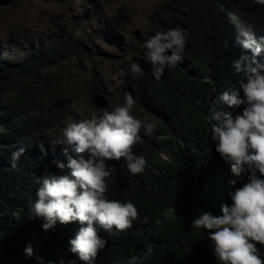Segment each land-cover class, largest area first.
Masks as SVG:
<instances>
[{
	"label": "trees",
	"instance_id": "16d2710c",
	"mask_svg": "<svg viewBox=\"0 0 264 264\" xmlns=\"http://www.w3.org/2000/svg\"><path fill=\"white\" fill-rule=\"evenodd\" d=\"M222 9L240 15L257 37L264 35V5L254 0H171L143 39L134 42L136 52L120 63L121 83L116 95H108L109 108L123 103L127 92L134 100L131 114L155 128L150 136L141 130V141L132 146L135 155L145 158L142 172L130 173L123 158L107 161L111 172L105 178V197L132 202L137 216L119 232L97 228L106 245L94 264H113L114 259L126 264L148 245L153 253L145 264H217L209 230L191 229V221L203 212L222 215L221 205L231 203L228 190L247 182L248 172L242 168L239 176H233L215 151L208 110L219 93L239 91L242 76L231 64L241 54L252 55L235 39ZM105 22L100 28L103 40H114L117 34ZM175 27L185 36L182 62L166 67L156 81L143 55V42L157 31ZM70 39L55 41L54 48H38L22 59L9 57L0 47V264H83L68 243L82 226L79 222H58L44 231L43 220L29 211L40 178L65 174L67 169L56 163L78 158L77 154L58 143L60 118L47 112L42 93L17 88L22 80H36L46 69L73 58L91 60L73 57L86 53L88 41L79 42L81 48ZM257 60L264 63V51ZM132 63L141 70L131 72ZM94 86L96 103L105 105L103 78L94 74ZM217 107L233 114L242 111V107ZM18 148L24 152L12 168L10 154ZM29 244L30 257L24 254ZM256 247L264 255V247Z\"/></svg>",
	"mask_w": 264,
	"mask_h": 264
},
{
	"label": "clouds",
	"instance_id": "9594fccd",
	"mask_svg": "<svg viewBox=\"0 0 264 264\" xmlns=\"http://www.w3.org/2000/svg\"><path fill=\"white\" fill-rule=\"evenodd\" d=\"M254 2L264 5V0ZM223 11L235 39L252 55L241 54L232 62L234 73L242 76L239 91L226 90L213 99L208 110L210 136L230 173L239 176L244 168L248 176L240 187L228 190L231 203L221 205L222 215L200 213L191 221V229L209 230L217 264H264V255L256 247H264V63L257 60L264 51V35L257 37L236 12ZM184 45L185 36L179 27L157 31L143 42V55L150 63L154 80H160L166 67L182 62ZM140 70L136 63L131 64V72ZM133 103V97L125 92L123 103L111 111L100 109L99 114L68 122L58 143L70 147L78 158L68 157L66 163H56L59 169H67L65 174L41 177L30 204L31 216L43 220L44 231L53 229L58 222L64 225L76 221L82 225L68 243L69 251L83 264H94L98 252L105 248L106 240L98 235L97 228L109 234L119 232L130 227L137 216L132 202L105 197V178L111 172L107 161L123 158L132 174L144 170L145 158L135 155L132 146L141 141V130L150 136L155 124L135 118L131 114ZM217 105L242 107V111L233 114ZM23 152L18 148L10 154V167H16ZM152 253L148 245L141 255L130 256L126 264H145ZM24 254L32 255L30 244ZM113 264L121 262L114 259Z\"/></svg>",
	"mask_w": 264,
	"mask_h": 264
},
{
	"label": "rangeland",
	"instance_id": "374dc122",
	"mask_svg": "<svg viewBox=\"0 0 264 264\" xmlns=\"http://www.w3.org/2000/svg\"><path fill=\"white\" fill-rule=\"evenodd\" d=\"M171 0H11L0 7V47L9 57H29L38 48H54L55 41L70 37L75 46L89 45L86 53L62 65L46 69L38 79L22 80L18 89L42 93L47 112L60 118L58 131L70 121L111 111L108 95H116L121 79L120 63L136 52L150 24ZM113 29L114 40H103L101 26ZM110 31V33H113ZM2 54V52H1ZM3 55V54H2ZM102 57V58H100ZM94 74L106 83L105 105L98 106ZM100 88V87H99ZM101 96L102 94H98Z\"/></svg>",
	"mask_w": 264,
	"mask_h": 264
},
{
	"label": "water",
	"instance_id": "95a60500",
	"mask_svg": "<svg viewBox=\"0 0 264 264\" xmlns=\"http://www.w3.org/2000/svg\"><path fill=\"white\" fill-rule=\"evenodd\" d=\"M11 0H0V7L7 6Z\"/></svg>",
	"mask_w": 264,
	"mask_h": 264
},
{
	"label": "bare ground",
	"instance_id": "6f19581e",
	"mask_svg": "<svg viewBox=\"0 0 264 264\" xmlns=\"http://www.w3.org/2000/svg\"><path fill=\"white\" fill-rule=\"evenodd\" d=\"M96 93V92H95Z\"/></svg>",
	"mask_w": 264,
	"mask_h": 264
}]
</instances>
